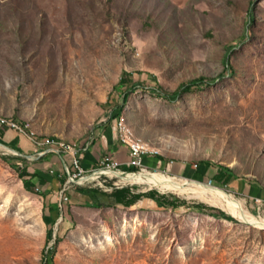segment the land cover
<instances>
[{
  "label": "rangeland",
  "instance_id": "1",
  "mask_svg": "<svg viewBox=\"0 0 264 264\" xmlns=\"http://www.w3.org/2000/svg\"><path fill=\"white\" fill-rule=\"evenodd\" d=\"M117 113L165 158L147 169L218 185L259 220L108 174L58 205L68 177L31 138L93 144ZM1 119L24 131L0 121V264H264V0H0ZM112 161L141 170L106 152L93 167ZM78 185L137 197L93 206Z\"/></svg>",
  "mask_w": 264,
  "mask_h": 264
},
{
  "label": "bare ground",
  "instance_id": "2",
  "mask_svg": "<svg viewBox=\"0 0 264 264\" xmlns=\"http://www.w3.org/2000/svg\"><path fill=\"white\" fill-rule=\"evenodd\" d=\"M0 121L2 123L12 124L5 119H1ZM117 130L122 131V135L125 139L131 142L137 149L145 150L146 154L158 153L156 147L152 146L149 141L137 134L121 117L117 119ZM56 144L61 147L70 148V150L79 149L78 145L73 142L58 141ZM101 174H108L116 177L120 176L121 181L148 183L155 185L160 189H173L179 192H184L189 196L198 197L207 203L219 206L242 220H249L251 222H257L259 220L247 212L241 201L238 200V197L235 198L232 193L227 192L218 185L193 182L189 181L187 178L180 179V177L177 178L161 171L154 172L147 168L136 172H129L117 167H106L90 174L88 178L92 180Z\"/></svg>",
  "mask_w": 264,
  "mask_h": 264
},
{
  "label": "built area",
  "instance_id": "3",
  "mask_svg": "<svg viewBox=\"0 0 264 264\" xmlns=\"http://www.w3.org/2000/svg\"><path fill=\"white\" fill-rule=\"evenodd\" d=\"M115 118L116 127H117V119ZM11 129L18 130L20 132L24 131L20 127L16 126V123L7 124ZM118 132V139L128 148L130 158L127 161V165L130 168H138V169H146V164L144 162V156L149 155L145 153V150H139L137 149L131 142L125 139V137L122 135V131ZM32 144L34 146V151L39 156L45 155L48 153H56V152H67L71 154V157L69 159L65 158L63 160V168L60 169V172H56L54 169H51V172H54L57 176H60V178L64 177L63 175H67V180L64 182V186L60 190L59 194V200L58 205L61 201H66L68 199L67 191L68 189L73 185V183L81 182H89L91 181L88 176L97 170L99 168H87L82 163V154L83 150L86 148L83 144L79 149L77 150H70V148L61 147L58 146V144H53L49 142V140H44V137H37V138H31ZM107 167H116V162L112 161V164H107ZM79 178V180H77ZM64 180V178H62Z\"/></svg>",
  "mask_w": 264,
  "mask_h": 264
},
{
  "label": "trees",
  "instance_id": "4",
  "mask_svg": "<svg viewBox=\"0 0 264 264\" xmlns=\"http://www.w3.org/2000/svg\"><path fill=\"white\" fill-rule=\"evenodd\" d=\"M249 16H250L249 22L251 24L253 19H254L252 11H250ZM227 64H228V62H227ZM128 75H129V73L127 71H125V75L120 77L116 86L122 87L124 85H127L130 82ZM134 84H136V83H133V85ZM158 86H159V89H161L163 91V93L167 94L170 98H177L179 95V90H177V89L168 91V90L163 89V87L161 85H158ZM122 92H123V101L126 102L128 99V95H129V89L126 91H122ZM114 115H115V118L119 116L118 113L114 114ZM3 124H8V123H3ZM4 133H5V127H0V136H3ZM156 156H157V158H159L161 160H165V158L162 157L161 155L156 154ZM200 162L205 163L207 165H212L211 161H209V160H201ZM14 166L17 167L21 171V175L23 177V181H24L25 186L27 188H30L32 185L31 180H30V178L26 177V174L28 173V171L25 168L21 169L19 165H14ZM131 169H134V168H131ZM235 178H236V176L234 175V173L224 164H219L217 167V170L215 171V173L212 176V179L216 183H220L222 185H228ZM77 190L86 195L88 204L93 205V206H98V207L104 206V205H110V201L105 200L104 199L105 197H113L116 202H122L125 204H132L135 201V198L137 197V195H135V194L130 195L129 187H116L111 192H107L104 189L87 188V187H83V186L78 185ZM146 195L153 197V198H156L155 194H153V193H147ZM199 204L201 206L210 207L209 205H205L203 202H200ZM212 208H216V210L218 211V213H215L214 215L223 216V217L233 219V217L228 215L224 210L217 208V207H213V206H212Z\"/></svg>",
  "mask_w": 264,
  "mask_h": 264
},
{
  "label": "crops",
  "instance_id": "5",
  "mask_svg": "<svg viewBox=\"0 0 264 264\" xmlns=\"http://www.w3.org/2000/svg\"><path fill=\"white\" fill-rule=\"evenodd\" d=\"M73 143L77 144L79 148L83 144L85 145L86 148L83 150V152H81L82 163L89 169L101 161V154L103 152H106L110 155V157L115 158V160L120 163H127L130 158L128 148L119 142L116 122L114 120H112L110 126L106 128L105 132L102 133L100 139L97 142L91 144L87 139H80V141ZM43 156L49 158L48 160L53 161L54 164L57 165L54 168L60 170L63 168V160L65 158L69 159L71 154L62 151L48 153ZM144 162L148 165H159L161 159L152 155H145ZM49 180L54 181V177H51Z\"/></svg>",
  "mask_w": 264,
  "mask_h": 264
},
{
  "label": "water",
  "instance_id": "6",
  "mask_svg": "<svg viewBox=\"0 0 264 264\" xmlns=\"http://www.w3.org/2000/svg\"><path fill=\"white\" fill-rule=\"evenodd\" d=\"M196 182L203 183V182H201V181H199V180H197ZM205 184H206V183H205ZM207 184H209V185H215V184H212V183H207Z\"/></svg>",
  "mask_w": 264,
  "mask_h": 264
}]
</instances>
